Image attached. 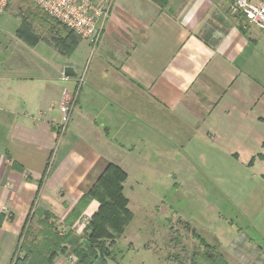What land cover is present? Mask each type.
I'll return each instance as SVG.
<instances>
[{"label":"crops","instance_id":"crops-1","mask_svg":"<svg viewBox=\"0 0 264 264\" xmlns=\"http://www.w3.org/2000/svg\"><path fill=\"white\" fill-rule=\"evenodd\" d=\"M94 1L108 15L92 56L38 11L0 55V264L33 203L80 235L64 220L109 162L126 172L130 204L146 178L181 183L175 171L192 170V154L248 165L264 151V30L225 0Z\"/></svg>","mask_w":264,"mask_h":264},{"label":"rangeland","instance_id":"rangeland-1","mask_svg":"<svg viewBox=\"0 0 264 264\" xmlns=\"http://www.w3.org/2000/svg\"><path fill=\"white\" fill-rule=\"evenodd\" d=\"M32 11L42 13L27 0L10 1L0 16L1 56L15 50L12 38L22 17ZM71 40L81 39L72 34ZM98 41L81 42L84 58L97 52ZM190 157L196 164L192 170L175 171L181 183L161 176L146 178L138 186L128 204L132 217L123 234L107 241L111 257L106 264H221L216 254L228 264H264V151L256 149L248 165L241 156L211 150ZM125 193L132 195L129 188ZM82 213L73 221L81 236L92 215L82 218ZM30 227L38 228L35 220ZM192 229L209 249L192 235ZM205 251L213 258L205 257ZM57 258L61 264L77 263L71 252Z\"/></svg>","mask_w":264,"mask_h":264},{"label":"trees","instance_id":"trees-1","mask_svg":"<svg viewBox=\"0 0 264 264\" xmlns=\"http://www.w3.org/2000/svg\"><path fill=\"white\" fill-rule=\"evenodd\" d=\"M152 1L160 7L166 4V0ZM42 15L47 20L55 21L67 29L43 12ZM19 30L21 33L25 30L31 32L30 23L25 17L21 19ZM125 179L124 170L115 163H107L94 184L82 195L66 217L64 223L70 227L92 199L98 202L96 211L83 228L84 239L81 235H75L71 229L66 231L58 229L53 214L33 203L21 228L10 264H55V257L59 253L67 252L76 256V264H106L107 259L111 257L107 241L113 242L115 238L122 235L132 217L127 198L123 194ZM33 220L38 228L30 227ZM191 232L206 249H209V245L199 237L195 230L192 229ZM203 254L209 259L213 258L208 251ZM216 257L221 264H228L220 254H216Z\"/></svg>","mask_w":264,"mask_h":264},{"label":"built area","instance_id":"built-area-1","mask_svg":"<svg viewBox=\"0 0 264 264\" xmlns=\"http://www.w3.org/2000/svg\"><path fill=\"white\" fill-rule=\"evenodd\" d=\"M11 0H0V16ZM44 14L55 19L80 39L95 44L100 36L99 21L107 8L94 0H27ZM228 11L245 24L264 30V0H225ZM64 112L68 111L63 103Z\"/></svg>","mask_w":264,"mask_h":264},{"label":"water","instance_id":"water-1","mask_svg":"<svg viewBox=\"0 0 264 264\" xmlns=\"http://www.w3.org/2000/svg\"><path fill=\"white\" fill-rule=\"evenodd\" d=\"M64 76L68 77V76H75V72L73 71L72 67L70 66H66L64 68Z\"/></svg>","mask_w":264,"mask_h":264}]
</instances>
